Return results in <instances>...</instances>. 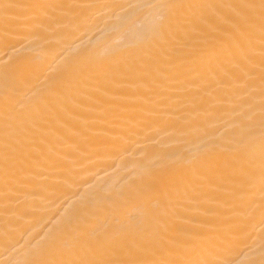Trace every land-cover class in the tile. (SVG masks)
Listing matches in <instances>:
<instances>
[{
	"label": "bare ground",
	"instance_id": "6f19581e",
	"mask_svg": "<svg viewBox=\"0 0 264 264\" xmlns=\"http://www.w3.org/2000/svg\"><path fill=\"white\" fill-rule=\"evenodd\" d=\"M0 264H264V0H0Z\"/></svg>",
	"mask_w": 264,
	"mask_h": 264
}]
</instances>
